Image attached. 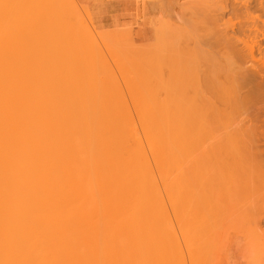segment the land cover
Here are the masks:
<instances>
[{"label":"bare ground","instance_id":"6f19581e","mask_svg":"<svg viewBox=\"0 0 264 264\" xmlns=\"http://www.w3.org/2000/svg\"><path fill=\"white\" fill-rule=\"evenodd\" d=\"M258 3V6L263 5L262 2L260 4ZM261 13L263 14V12ZM248 15L251 16V14ZM2 20H4L3 22L5 23H3ZM8 22L4 19L3 5H0V264H178L181 258L182 262L184 260L183 258H185V256L182 257V253L179 254L180 252L178 253V251H182L181 247H183V249L185 247L181 246L182 244L179 245V236H176L177 232L173 229L175 226L173 227V223L169 221L171 219L169 218L170 216L168 217V210L170 208V211L172 210L173 214L176 216L177 220L175 218L173 219L177 221L178 225L176 226L178 230L181 231L180 234L182 235L180 236H183V240L190 239V236H195L196 233V237L194 239L193 236V239H198L196 240L198 244L194 241V245L201 248V241L203 245H205L203 240L207 238L203 239L202 236H200V233L204 231L202 230L199 232V229L201 230L203 228V226L201 228L202 223L199 225L200 222L196 219L194 220V217L192 219L193 221H190L192 216H194L196 212H199L202 214L204 213V215L207 214L205 216L208 218V212L210 211L209 215L211 217L212 213H216L215 208V212H213L214 210L211 212L210 209V207L213 209L215 206V201L218 203L219 201L217 200L220 199V201H222L223 197L227 198V196H234L237 195V193H241L240 196H244V194L248 192L245 194L246 197L252 187L256 191L254 190V193L249 195L253 197L255 192H257V187L259 188L258 190H260V187L264 185L263 170L260 174L255 173V176H262H257L259 179L256 178L259 180V183L262 181V183H260L262 186L257 183V187L254 186V184L251 188L247 187L250 181L252 182L253 180L252 178V180H250L249 177L251 175L249 174H244L249 175V177L243 175L244 179L248 177L250 180L246 179L248 180V184L246 182L247 186H243L242 182H244V180L242 176L240 177L242 173L239 172L242 168L238 170L240 174L236 173V175L240 177V181H238L239 184L238 182L235 184L236 179H233V177L235 178V173L234 176H232L236 186L242 184V186L236 187L240 189L236 190L235 185H233V187L229 182L231 178L229 174L233 175L231 171H234V168L237 169L238 165L244 161V155L249 156V153L252 155L260 154V156L257 155L256 159H258V157H263L261 153H264V137L261 136L264 135V128H262L264 127V70L252 68V64L256 60V56L254 57L253 53V55L250 53L247 58L243 53L240 54L239 52L236 54L233 51L231 52L229 40L227 41V45H230V55L232 56V53L236 55L229 57L230 55L227 53L228 50H226V52L223 51L225 54L223 52H217L219 55L221 54L220 56L222 57L226 56L225 58H230L231 62L227 64L228 72L223 76L222 82L219 85H215L214 89L210 85V89L214 90L215 94V99L211 101L205 99V97L201 98L203 95H200L198 98L196 95V99L191 98V100H188L190 98L187 96L191 93L187 94L186 91L185 95L187 96H183L184 99H180L183 94L180 95L177 91H173L174 89L172 90L171 86H168L169 84L167 85L168 82L165 83L167 77H163L164 80L160 77L162 81L160 80L159 82V72L163 71L161 70L163 68H160V62H156L155 65L157 66L159 64L158 67L160 70L157 69L158 67H153L155 69L151 67L153 70L151 68L146 70L145 66L142 67L140 63L141 65L139 64L138 68L142 67L141 69L143 71L144 69L146 70L145 73L141 72L143 73L142 76L151 70V75L152 72L159 71V74L154 73V76L158 74L154 79H157L156 82H158L159 86H161L163 82V86L166 88V91H163L162 88L164 87H160V89H162L160 93L166 92L165 95L168 94L167 97H172L171 100L166 97L167 100H163V95V98L160 97L157 99L160 95L156 96L155 94H159L160 89L156 88L158 93L154 92L155 89L152 90L155 87V82L152 81L154 80L153 75L151 77L149 74L150 78H152L151 81L148 78L149 76H147L148 74L144 77L149 80L146 81L147 84L153 82L151 84L153 88L148 90L149 85L143 82L144 80H141L143 78H140V73L136 75L135 72H132L133 67L131 66V62H136L132 57L133 61L130 60V65L128 64L130 67L129 69L132 70L131 73H134L131 77L136 76V78L133 79L135 81L137 80V82H140V78L142 83V89L140 90L143 92H140L141 95L138 91V93L133 92V94L135 93L138 95L133 96L130 93L133 97L129 96L130 90L132 92V89H130L133 88L132 84V87H129L128 95L126 96V93L124 95L129 99L127 100L122 96L123 99L120 100V95H123L121 93L127 89H124L125 82L122 83L123 89L122 92H120L122 87L121 83L118 84V82L113 81L114 76L112 74V77L108 75L110 73L98 72V75L96 74L97 72L94 73L96 77H100L99 75L102 73L104 76L105 73V77H100L103 85L101 86L100 83L99 86H101V88L97 86L99 83H96L98 80V82H100L101 79L95 78V80L94 77L92 79L91 76H94L93 72H89L88 74L90 75L87 74L84 79L79 76L77 72L76 76L79 77L77 80L76 76H74L76 70L72 68L70 71L74 73L72 77L74 76L73 79L76 78L77 80L76 86H74V80L72 79L74 83V85H72L69 83H72L71 79L67 78L68 76L70 77V72H68L69 75L66 74V78L60 72V77L56 74V77L53 78V76H50L53 71L49 72L46 70L42 73L33 63H31V65L27 63L28 61L29 63L33 62L29 59L25 60L24 69L20 61L21 54L19 53L20 44L18 32H20V24L15 20H10V23ZM253 22L256 23L254 20ZM159 24L160 26L155 29ZM158 25L154 26L155 41L157 38L160 40L161 37L165 39V36H163L165 31L169 29L168 31L170 33V29L173 30L169 28L168 23H158ZM80 30L83 29H76L77 33ZM174 30L173 34L175 35L176 31ZM8 31H11L8 37H10L13 32V34H17L18 37L15 39L14 35H12L11 37L15 39H13L14 42L10 39L12 43L8 41L7 44L9 38L7 37L8 39H5L4 35H8ZM171 37L173 36H170V38ZM167 39L168 38L165 40ZM28 41L29 39L26 41L28 44L27 46H29V48L33 46L34 48L32 49L35 54L36 49L34 42L30 38V42H33L30 46ZM2 42L6 44L4 45ZM47 42L45 41L44 44ZM73 42L77 43V40L71 39V43H69L74 44ZM156 42H158V40ZM156 42L154 47H152L153 49L155 45H167V43L164 44L161 42V44H159V42L156 44ZM169 44L172 45L173 42ZM138 45L139 44H137V46ZM163 45L160 46L161 52L158 51L159 46L157 48L158 50L156 48L154 49L158 52L157 54L155 53L157 60H161L167 55L163 53V50H165ZM45 46V49H47V45ZM48 46H50V44H48ZM17 47H19V49H17ZM153 49L151 50L153 51ZM33 50L30 49L31 52ZM15 51H17V53H15ZM25 52L24 54L26 58H28L31 52L27 53H30L29 55H26ZM161 53L164 56L162 58L160 57V59L158 57L162 55ZM34 54L32 53V55ZM4 55L6 57H4ZM168 56L169 55H167L166 58ZM251 56L255 58L254 61ZM32 57H30L31 60L34 59V57ZM77 58L79 57L76 56V60ZM74 59L71 58L73 64L76 62V60L73 61ZM162 60L164 61V59ZM248 60L253 62L248 64L250 63ZM17 62H19V64ZM245 63H247V65ZM132 65H134V63ZM152 65L154 66V63H152ZM3 66L5 68H3ZM135 66L137 67L136 64ZM125 67L127 68L126 64ZM165 67H167V65ZM34 69L36 70L34 71ZM128 70L124 72L121 69V74L124 73L126 75L129 73ZM172 70L173 69H168L170 73ZM179 70L181 69L177 71ZM36 71L39 72L37 73ZM136 71L139 72L137 69ZM7 73L9 75H7ZM49 73V76L53 80H50L49 76H47ZM53 74L54 72L52 75ZM23 75L26 78H24ZM125 75L122 74L123 77ZM3 76L5 79H3ZM107 76H110V79L113 78L111 80L118 84L116 86H121L119 89L120 91L117 90L119 87H116L118 93L120 92L119 96L116 93V95H110L111 97L107 96L109 92H111V89H115V86H112V81L107 79ZM137 76H139V78ZM87 77L88 80L84 82ZM63 78L65 81H68L67 79L70 81L65 84V81L62 80ZM129 78H125L128 86L129 84L131 85L132 82L134 83V81H131L132 78H130V81L128 80L127 83V79ZM22 79L24 80V88H27V91L24 89L27 96L25 94H20ZM93 80L96 81H94L96 84L95 87H98V89L96 88V92L89 91L91 90L90 86H92L91 81ZM43 81H46L47 84L45 82V84H43ZM51 81L55 82L51 83ZM108 82H111V84H108ZM15 83L18 84L15 86ZM85 83L88 86H84L90 88H83V84ZM164 83L166 85H164ZM54 84L58 85L59 88ZM9 85L10 87H8ZM35 85H37V87ZM65 85H72L75 90L71 86H69L68 89L72 88L70 89L72 91L65 90L67 87ZM108 85L112 87L109 88L110 86ZM140 85L141 84L138 85V83L134 84L136 87ZM63 87L68 94L63 90ZM75 87H81V90ZM95 87L93 88L94 90H96ZM136 87H134V90ZM190 87L192 90V86ZM229 87L235 90L236 96L242 101L241 106L238 107L234 102L236 96L232 98L226 96L225 90ZM44 88L46 89L42 91L44 92L42 94L41 90ZM82 88L83 90L89 89L88 92H90V94L87 95H92V97L96 93H100L99 96L102 99H96V97L99 98L98 94L95 95L96 97H89V99H86V97H88L86 93L88 92L85 90L86 93L84 92V94ZM200 88L201 87H199V89ZM7 89L11 91L6 92L8 91ZM12 89L15 90V92ZM54 90H56L58 94L55 93L56 91ZM105 90H107L106 95ZM113 90L112 92L116 91ZM145 90H148L146 93L149 95L143 94L142 96ZM36 91L38 93L40 92L39 94H41V97L37 96L38 93ZM63 91L65 92L64 94H62ZM152 91L155 93V96ZM169 91L171 93H169ZM22 92L23 91H21V93ZM75 92H78L79 95ZM80 92L84 94V98ZM198 92L200 93L199 90ZM74 94L75 100H73L72 97ZM101 94H103V96ZM66 95L69 96L67 97ZM139 95L141 96L139 97L140 100L138 98ZM144 95L146 97H144ZM176 95L178 98L173 97H177ZM115 96L119 98L114 100ZM103 97L108 98L104 99ZM134 97H137V99L134 100ZM70 98L72 99L70 100ZM80 98L81 100H79ZM82 98L84 100H82ZM233 156L235 158L238 156L240 159L243 157V159L238 164L237 162L239 160H232V158H234ZM253 156L252 158H254ZM227 158H230V162H233V169V165L231 168L229 167L230 165H227L232 164V162L229 163ZM214 161L216 164H210V162L215 163ZM259 161L261 163L262 160L260 159ZM234 162L238 164L236 167ZM246 162L248 163V161ZM262 163H264V161H262ZM224 164L229 168L227 169V166L225 167ZM205 165L207 167H205ZM247 165H242V167H245L244 170L246 169V171L248 168ZM202 166L205 167V170L207 168L209 169L204 173L205 170H203L204 167ZM252 166L254 167L253 163ZM197 167H200L199 170L202 167L201 170H203V175L198 172ZM255 167L257 171L253 169L256 172L262 169V167L261 169L257 168V166ZM226 170H228L229 174L225 173ZM220 175L223 178L219 177ZM226 176L229 179L226 180ZM239 177L237 179H239ZM220 178L229 182L228 184L230 185L228 186L230 188L226 187L225 184L227 182L224 180L220 183L222 180H219ZM216 182L218 184L225 183L224 188L218 190L219 185H217V190L211 189L215 187L212 185H215ZM246 187L248 189H246ZM242 188L245 190L242 191ZM253 189H251L252 192ZM261 190L263 189L261 188ZM240 196L238 197L237 195L234 196V198L238 197L239 200ZM248 196L246 197L247 199ZM164 197L167 199L169 207L167 204L165 206ZM208 199H210V201H208ZM225 200V202L230 205L231 203L228 201L232 202L237 200V198L235 200ZM213 201L214 203H211ZM238 202L241 201L239 200ZM245 202L248 203L249 201ZM244 204L245 203H243V205ZM239 205L237 206L235 203L233 206L239 207ZM166 207L169 209L167 210ZM234 209L236 210V208ZM234 209H232V211ZM216 216L218 217L217 214ZM213 217H215V215ZM231 217L233 218V216ZM227 218H223V220H227ZM221 219L222 218H220V220ZM212 220L214 219L212 218ZM223 220H221L219 224L224 223L223 225L226 226V221ZM196 227H198V229ZM215 228L217 229V226H215ZM195 231L199 233L197 234ZM202 234L204 235V233ZM204 236L208 237V240L210 239L208 234ZM198 237L203 240H200ZM211 238H213V236ZM183 240L181 239V241ZM210 240L205 241L206 244L212 241ZM185 244L187 245L188 242ZM205 247L207 246L205 245ZM209 252L210 255L212 251L210 250ZM190 253L193 255V250ZM190 253H188L190 257L186 255L189 257L190 263H192V261H195L194 258L198 253L196 256L194 255L195 257H191ZM180 255L181 258L178 261ZM182 262L179 264H182Z\"/></svg>","mask_w":264,"mask_h":264},{"label":"rangeland","instance_id":"374dc122","mask_svg":"<svg viewBox=\"0 0 264 264\" xmlns=\"http://www.w3.org/2000/svg\"><path fill=\"white\" fill-rule=\"evenodd\" d=\"M135 1L137 3V6H138L137 12H136V16H135L136 17L135 21L132 22V23L129 22V23H126V24L113 25V26H110V27H108V26H102L101 24H99L97 22V20L94 17V14H93L92 9L87 4L86 0H0V5H3V9H4V19H5L6 22L9 21L8 23H10V20L11 21L12 20H15V21L19 22V24H20L19 25L20 32H18L19 33V39L18 40H19V44H20V49H19V47H17V49H19L20 52L19 51L18 52L21 54L20 61H21V64H22V67L23 68L25 66V62H26L25 60H28L29 59L30 61H33V62H30L29 63V61H28L27 63L30 64V65H31V63H33L34 66L39 71L40 70L42 71V73H43V71H46V70H48L49 72L53 71L54 72L53 75H52L53 72L51 73V75H50V73L47 74V76L50 75L51 77L53 76V78L56 77V74L60 77L59 72L61 74H63L65 76V78H66V76L69 75L68 72H70L72 70V68H73L74 70H76L75 75H74V73H71L70 72V77L69 76L67 77V78H70L71 81H72L73 77L76 76V73L77 72H78V75L81 76L83 79H84V77L87 76V74L89 72H91V73L93 72V75H94L95 72H97L96 73L97 75H98V72H100V73L101 72H106V74L107 73H110L108 75H110L111 77H112V75L114 76V80L113 81L118 82V84L121 83V86L123 85L122 83L125 82L124 83V85H125L124 89L125 88H127V89H125L124 91H127L128 90L127 92H124L123 91L124 92L123 93L122 92L123 86L122 87L120 85L119 86H116L118 84L114 83L111 80L113 78L110 79L109 78L110 76L109 77L107 76V79H109V80L112 81V83H113L112 86L113 85L115 86V89L114 90H116V87H119L117 90L120 91L119 89L121 87V91L120 92H122L121 94H123V95H120L121 96L120 100L123 99L122 96H124L125 93H126V96L128 95L127 93L129 92V87H132V84H133V88H130V89H132V92L130 90L129 96H132V95L133 96L134 95L137 96L138 94H135L137 91L139 93L140 92H143V91L140 90V89H142L141 80H144L143 82H146V81H149L148 80V78H149L150 81H151L152 78H150V76L152 77V75H153V79H154L155 77H157V75L159 73L162 75V76L160 74L158 75L159 82H160L161 79L164 80V78L167 77L165 79L167 81L166 82L164 81V82L165 83L168 82L167 85L169 84L168 86H171L172 90L174 89L173 91H177V93L180 94V95L183 94V95H181L180 99H184L183 96L184 97L187 96V95H185L186 94L185 91H186V89H190L191 90V87L190 86H192V88H193L192 89L193 91L191 90L193 93L191 91L190 92L189 91H186L187 94H189V93L192 94V95L190 94V95L187 96L188 98H190L188 100H191V98L192 99H196L195 96L197 95L196 92L199 93L198 90L200 91V93H203L204 92V89L203 88H200L201 90L199 89V87H200V83H199L200 80L198 78L199 77L198 75L195 76L196 78H193L194 81H193V79L190 80L191 82L185 80L184 70H183V65H182V60L188 54V51L189 50L187 48L186 42L182 39V34H181L180 29H181V27L184 24H186L189 20H192V19H196V20L208 19V20H212V21L215 22L216 30L214 31L212 37L210 38V41L215 44L218 53L219 52L221 53L223 51L226 52V50H228L227 53H229L228 55H230V52H229L230 45L229 44H231V50H230L231 52L233 51L236 54H238L239 52H240V54L243 53L244 55L247 56V58L249 57L248 55L250 53L251 54L253 53L254 54V57L256 56L255 57L256 60L254 61L255 58L251 56L254 62L252 61L253 62L252 65L253 66L252 65H249V66H252V68L254 67L256 70H258V69L259 70H264V8H263L264 0H161V1H158V4L156 5L157 8H156V11L154 13H151L150 5H148L147 1L146 2H145V0H135ZM248 1H250V2H248ZM260 1L262 2L263 5L258 6L257 3L260 2ZM260 3H258V4H260ZM218 4H222L223 5V8L216 7V5H218ZM245 5H246V7H245ZM255 5H257V6H255ZM146 7H148V10L147 11H145L146 10L145 9ZM256 7H257V9H256ZM261 7L263 8V10H262ZM245 8H246V10H245ZM250 9L252 10V12H251ZM245 11H246V13H245ZM261 12H263V14ZM248 14H251V16L248 15ZM253 20L256 21V23H254ZM3 21L4 20H2V22ZM3 23H5V22H3ZM158 23H168L169 28H172L173 30L177 28L176 30H174V31H176V34L174 35L173 34L174 32L171 29H170V33H171L170 34L169 31H168L169 29H168L167 31H165L166 35H165V33L163 34V36H165V39L166 38H168V39L165 40L164 37H161L160 40L157 38L158 42H156L157 40L156 41L154 40L155 39L154 26H157ZM173 25H175V26H173ZM159 26H160V24L155 29H157ZM171 26H173V27H171ZM80 28L84 30V33H83V30H80L77 33L76 29H80ZM10 33H11V31L10 32L8 31V35L7 34L4 35L5 36V39L9 36ZM13 33H12V35H14ZM12 35H10V37H8L9 40H7V44H8V41H10V39L13 40L14 37H15V39H16V37H18L17 34H16L17 36L14 35V37H11ZM169 35L170 36H173V37H171L172 40H171V38H170ZM156 36H157V34H156ZM46 37H48V38H46ZM30 38L34 42V45H35V49H36L35 50L36 51L35 54H34V50L32 49L34 47L32 46V48L31 47L29 48V46H27L28 44H27L26 41L28 39H29V41H28L29 42V45L33 43V42H30ZM88 38H89V40H88ZM2 39H4V38H2ZM71 39L77 40V43L73 42L74 44H70L71 43ZM14 40H13V42H14ZM45 41L46 42L48 41V42L46 44H44ZM166 41H168L171 44L173 42V44L170 45ZM227 41L230 42L228 45H227V43H228ZM4 42H2V43L4 44ZM10 42L12 43V41H10ZM145 42H147V43H145ZM155 42H156V44H158L159 42H160L159 44H161V42L164 43V44L167 43V45H166L167 47L165 45L161 44V45H158L159 48H158L157 45H155V48L156 49L158 48L159 50L158 49L157 50L161 52L160 46L163 45L165 47V50H163L164 51L163 52L164 55L167 54L170 57L168 56L166 58L167 55L164 56L161 53L162 55L160 54L161 56H159L158 58H160V57L162 58L164 56L162 58V59H164V61L161 58H160L161 60L158 59L159 60L158 61L157 60V56H156V54L158 52H156L157 50L156 51L154 50L155 48L154 49L152 48V47H154ZM67 43H69L70 45L67 44ZM48 44H50L51 47L48 46ZM137 44H139V45L137 46ZM168 44H169V46H168ZM45 45H47V49H45V47H46ZM139 48H142V49H139ZM26 49H27V51H26ZM30 49L33 50V51L31 52ZM151 49H153V51ZM162 49H164V48H162ZM3 50H4V47H3ZM24 52L26 53V55H29L30 53L29 54H27V53L28 52H31V54H30L31 56L29 55L28 58H26ZM15 53H17V51H15ZM32 53L34 55H32ZM115 53H117V54H115ZM152 53L156 56V58H155V56ZM234 53H232V56L236 55ZM8 54H9V52H8ZM20 54H18V55H20ZM6 56H7V54H6ZM6 56L4 55V57H6ZM32 56L34 57V59L31 60L30 57H32ZM76 56L79 57V58H77V60H76ZM232 56L230 55L229 57H232ZM132 57H133V59L136 62L133 61ZM149 57H151V58H149ZM71 58H73V59L75 58L73 60V61L76 60V62L74 64H73ZM130 60H132L133 63H134V65H132L133 63L131 62V66L133 67V68L132 67L131 68L133 69V71L131 69H129L130 68L129 67V65H130V62L129 61ZM177 60H179V61H177ZM156 62L157 63L160 62L159 63L160 66H161L160 68H163V69H161L163 71H161V72L158 71V70H160V68L158 67L159 64L157 66H155L156 65ZM252 62H250V63L247 62V63L248 64H251ZM4 63H6V62H4ZM17 63L19 64V62H17ZM124 63L126 64L127 68L125 67V64ZM152 63H154V66L152 65ZM247 63H245V64L247 65ZM33 64H32V66H33ZM135 64L137 65V67L135 66ZM139 64L142 67L145 66V69L146 70L150 69L151 67L152 68L153 67H158L157 68L158 69L157 71L159 73L154 71V72H152V75H151V71L153 69H155V68H153V69L151 68L152 70L149 71L150 73L148 72V73L144 74V76H142L143 73L146 72V70L143 68L144 69V71H143L141 69L142 67H139L140 68L139 69L138 68ZM30 65H28V66H30ZM166 65H167V67H165ZM164 67L166 68V72L167 73L165 72V68ZM3 68H5V67L3 66ZM135 68L139 72H137ZM167 68L168 69H173L171 71V73L168 71ZM177 68L178 69H181V70L177 71L178 70ZM121 69L124 72H127V70L129 69L128 70L129 73H131V71H132V72H135L136 75H138L140 73L141 75L139 74V76H140V78H143V79L140 80L139 76H137L139 78V81H140V82H137V80L135 81L133 79V78H136V76L131 77L132 74L134 75V73H131V74L127 73L126 74L127 76L124 73H122L123 75H125L124 76L125 78L126 77L129 78V75H130V78H132L131 81H134V83L133 82L132 83L130 82L131 85L129 84V86H128L126 84L125 78L121 74V72H122ZM123 69H125V70L127 69V70L125 71ZM35 70L36 69H34V71ZM74 70H73V72H74ZM173 71L175 72V74H174ZM180 71H181V73H180ZM141 72H143V73H141ZM154 73H158V74L154 76ZM102 74H100L99 76L102 77V78L105 77V73H104V76ZM149 74H150V76H149ZM7 75H9V74L7 73ZM72 75H74V76L72 77ZM88 75H90V74H88ZM145 75H147L149 77L147 79H145L144 78ZM170 75H172V76H170ZM50 76H49L50 80H53ZM64 76H62V77H64ZM173 76H174V78H173ZM5 77H6V75H5ZM5 77L3 79H5ZM23 77L26 78L24 75H23ZM88 77H87L86 80H84V82L88 80ZM91 77H92V79H93V77H94V79L95 78L96 79H99L100 78L98 76L96 77L95 75L94 76H91ZM160 77H161V79H160ZM76 78H77V80L79 79V77H77V76H76ZM76 78L73 79L74 82H75V85H74L73 81H72V83L71 82H69V83L72 84V85H74V86H76V83H77ZM130 78L127 79V83H128V80L130 81ZM182 78H183V80H182ZM13 80H14V78H13ZM62 80H64V78ZM67 80L70 81L69 79H67ZM95 80L91 81L93 83V84L91 83L92 86L95 84L94 83ZM154 80H152L153 82H155V87L154 88L151 87L152 86L151 84L153 82H151L149 84H147V82H146V84L149 85L148 90H150V89L153 88L152 90L155 89L154 92L155 93L156 92L158 93V91H156V90L157 89H160V87H164L163 86V82L161 83L162 85L159 83L161 85V86H159L158 85V82H156L157 79H154ZM21 81L22 82H21V89L20 90L23 91V92L21 93V91H20V94H25L27 96V94L25 92V90L27 88H24V86H23V83H24L23 81L24 80L22 79ZM68 81H65V84H67L66 82H68ZM98 81L97 82L95 81L97 84L99 83L97 86L98 87L103 86L102 83H101L102 79L100 80V82H98ZM17 82H19V81H17ZM44 82L47 84L46 81H43V84H45ZM52 82L53 81H51V83ZM58 82H59V80H58ZM105 82L107 83L106 80H105ZM188 82H190V83H188ZM86 83H88V82H86ZM86 83L83 84V88H85L86 86H88ZM100 83H101V86H99ZM135 83L136 84L138 83V85L139 84H141V85L136 87V86H134ZM165 83H164V85H166ZM173 83H174V85H173ZM192 83H193V85H192ZM197 83L199 84V87H198V84ZM16 84H18V83H15V86H16ZM108 84H111V82L110 83L108 82ZM188 84H190V85H188ZM72 85H69V86H71L73 88ZM84 85H86V86H84ZM180 85H181V87H180ZM35 86L37 87V85H35ZM55 86H58V85H55ZM65 86H67L66 87L67 89L65 88V90L72 91V90H70L72 88L68 89L69 88L68 85H65ZM92 86H90L91 88L90 87H86V88H90L92 90L96 86V84L93 86V88H92ZM108 86H110L109 88L112 87L111 85H108ZM156 86H159V87H156ZM206 86L210 87V85H208L207 83H206ZM8 87H10V85ZM98 87H95V89L96 88L98 89ZM134 87H136L135 90L138 87L139 88L135 91L134 90ZM4 88H6V87H4ZM46 88H44L43 90L40 89L42 94L44 93L42 91H44ZM58 88H59V86H58ZM75 88L81 90L80 89L81 87H75ZM83 88H82V90H83ZM164 88H162L163 91H166V88L165 89ZM14 89H16V88H14ZM97 89L96 90L93 89L94 91L93 90L91 91L89 89L88 90L90 92H96ZM162 89L159 90V94H155L152 91L153 95L154 94L156 96H159L160 95L157 99H159L160 97L163 98V95H164V99L163 100H165L166 98H168L169 100H171L172 97H170V96L167 97L168 94L165 95L166 92L165 93L162 92V94L160 93L162 91ZM48 90H49V88H48ZM63 90H64V87H63ZM79 90H77V91H79ZM85 90H87V89H85ZM85 90H83V93L84 92L86 93ZM88 90H87V92H88ZM103 90H101V91H103ZM112 90L113 89H111L110 90L111 92H109V94L107 95L108 97H111L115 93L118 94V96H119L120 92L118 93L117 90L116 91L113 90L114 92H112ZM148 90H145V93H142V96H143V94H148V93H146ZM10 91L8 90L6 92H10ZM13 91L15 92V90H13ZM54 91H56V90H54ZM64 91H63V93L62 92L61 93L62 94H64L65 92L67 93V91H65V92ZM106 91L107 90H105V95L107 94ZM170 91H169V93L172 92V91L171 92ZM46 92H47V90H46ZM90 92L86 93V95L87 94H90ZM133 92H135V93L133 94ZM149 92H151V91H149ZM34 93H35V91H34ZM39 93H38V95L37 94L36 95L37 96H40L41 94H39ZM55 93H57V91ZM75 93L77 94L78 92H75ZM80 93H82V92H80ZM83 93H82V97L84 98L85 96H83V95L85 93L84 94ZM110 93H112V94H110ZM152 93H151V95H152ZM97 94L98 93H96L95 95H97ZM78 95H79V93H78ZM95 95L93 97H96ZM99 95H100V93L98 94V96ZM101 95L103 96V94H101ZM140 95H141V93H140ZM140 95L138 96V98L141 97ZM50 96H52V95H50ZM66 96L68 97L69 95H66ZM87 96L88 97H86V99L87 98L89 99V97H92V95L91 96L90 95H87ZM126 96H124L125 99H127ZM45 97H46V95H45ZM72 97H73V100H75V94L72 95ZM108 97H106L104 99H107ZM144 97H146V96L144 95ZM173 97L174 98H178V96L177 97L173 96ZM83 98H82V100H84ZM92 98H90V99L93 100ZM117 98H119V97H116L115 96L114 100L115 99L117 100ZM201 98H204V96L201 97ZM22 99H23V97H22ZM71 99L72 98H70V100ZM96 99L99 100V99H102V98H100V96H99V98L96 97ZM135 99H137V97H134V100ZM150 99H152V98H150ZM185 99H187V98H185ZM79 100H81V98ZM139 100H140V98H139ZM262 128H264V127H262ZM261 136L264 137V135H261ZM258 143H261V142H258ZM261 154H263L262 155L263 157H258V159H256L257 158V155L260 156V154H253L254 155L253 156L252 154L249 153V156L248 155H246V156L244 155V158L245 159H243V157L240 159V157H238V156H236V158L233 156L234 158H232V160L233 159H238L239 160L238 162L236 160H234L238 164L242 161V159L244 161H242L239 165L234 162L235 163V167H236V165H238V167L240 166L239 168L237 167V169L234 168V165H233V162L232 161H231L232 164H227L228 166L230 165L229 166L230 168L233 165L232 169L234 168L233 170L235 171V172L234 171H231V172H233L232 173L233 175L229 174L228 173V170H226L227 172L225 171V173H228L230 175V177H231L230 179L227 177L228 175L226 176L227 178L225 177L226 180L227 179L230 180L229 182H230L231 186L237 184V182L240 181V177L241 176L243 178L244 176H248L249 177V175H251L249 177L250 180L253 179L254 181L252 180V182H251L248 177L247 178L245 177V179L243 178V180H244L245 183L242 182L243 183V186L244 185L247 186L248 180L250 181V183H249V186H247V187L251 188L253 184L256 187L258 186L257 183H259V180H257L256 178L262 177V176L257 175L258 176L257 177V176H255L256 175L255 173L260 174V172H262L264 170V163H262V161H264L263 160L264 153H261ZM252 156L254 158H252ZM250 158H251V160H250ZM260 159L262 160L261 163L259 161ZM227 160H229V163H231L230 162V160H231L230 158H227ZM246 161H248L249 164ZM250 161L254 164V167L252 166V163ZM254 161H255V163H254ZM257 161L259 162L260 165L258 164ZM256 162H257L258 165L256 164ZM227 163H228V161H227ZM210 164H216V162L215 163H213V162L211 163L210 162ZM225 164H224V166H225ZM261 164H262V166H261ZM242 165L243 166L244 165L245 166L246 165L248 166L247 171H246V169L244 170L245 167H242ZM228 166L226 167L227 169L229 168ZM255 166H257V168H260V169L262 167L261 171L256 172L257 170H256V167ZM202 167H204V166H202ZM202 167H201V169H202ZM205 167H207V166L205 165ZM205 167L203 168V170H205ZM215 167H216V165H215ZM197 168H198V172L202 173V175H203V170L200 169L201 170L200 171L199 170L200 167H197ZM240 168H242L243 171ZM253 168L256 171H254ZM208 169L209 168H207L206 170H208ZM206 170L204 171V173L206 172ZM229 170H231V169H229ZM238 170H239L240 173H242V175H240V177H239V175L238 176L236 175V173L237 174H240L238 172ZM252 170H253V172H252ZM234 173H235V178L233 177V179H236L235 180V184H234V181L232 179V176H234ZM252 173H254V174H252ZM244 174H249V175H244ZM219 177H222V176L220 175ZM238 177H239V179H237ZM222 178H220L219 180H221ZM246 179H248V180H246ZM223 180L224 179H222L220 181V183ZM226 180H224V181L227 182ZM255 180L258 181V182H256ZM260 180H261V178H260ZM217 182H216L215 185H212V186H215V187H213L211 189L217 190V185H219V189L218 190H220V188H222V189L224 188V184L225 183L218 184L219 182L218 183ZM229 182H227L225 184L226 187H228V188H230L228 186V185H230V184H228ZM246 182H247V184H246ZM255 183H256V185H255ZM260 183H262V181H260ZM260 183H259V185H260ZM238 184H239V182H238ZM237 186H239V185H237ZM237 186L235 185V188ZM240 186H242V184ZM260 186H262V185H260ZM263 186L260 187V190H261V188L263 189V190H261L262 192L260 190H258L259 188L257 187V192H255V195L253 197H251L250 195H252V193H254V190H255L252 187L251 189H253V192H252L251 189L249 190L250 191L249 192L250 195L249 194H248L249 196L247 195L248 196V199L246 198L247 196L245 197V194H247L248 192L244 194L242 191H244L245 189L242 188V191L241 192L244 194V196L243 195L240 196V194H241L240 192H239L240 194L237 193L238 197L240 196V199L239 200L241 202H238L239 201L238 200V197H236L237 200H235L236 198H234V196H237V195H234V194H236V193L233 194L234 196H231L229 194L231 196V198L233 197L232 199L235 200V201H232V202L231 201H228V200H232V199L230 198V196L229 197L227 196V198L226 197H223L222 198V201H220V199L217 200V201H219L218 203L216 201H215V203H214V201L211 202V203H214V205H215V206L213 205L214 206L213 209L210 207L211 212H212V210H214V208L216 209V213H212L211 217L209 215L210 214V211L208 212L209 213L208 214V216H209L208 218H210L211 221H210V219H208L205 216L207 214L204 215V213L202 214V213L196 212V214L194 216H192V218L190 219V221H193L192 219L194 217V220L196 219V220H198L200 222V223L198 222L199 225H201V223H202L201 228H202V226H203V228L201 230L199 229V232H201L202 230H204V231H202V233H204V235L208 234L209 235V238L212 240L211 241L209 239L211 242H208L207 243L208 245H207L205 241H209L208 240V237H206L202 233H200V236H202L203 239H206L207 238L206 240H203L201 238L203 240V242L205 243V245L207 246V247H205V245H203V243L201 241V245L204 246V247L200 246L202 249L199 248L197 245H194L195 242H196V240H198V239L194 240L195 237H196V233H195V236L193 235L194 236V239H193V236L192 235L190 236L191 238L189 237L190 239H186V240L185 239L183 240V236H180L182 234H180L181 231H179L178 230V227L176 226V225H178L177 224V221H176L177 220L176 219V216L173 214V211L172 210L170 211L171 208L170 209L168 208L169 207V204H167V199L164 197V199L166 201V202L164 201V204H165V206H166V204L168 206V207H166V209L167 210L169 209L168 210V217L170 216L169 218H171L169 221L171 223H173V227L175 226V228H173V229H175V231L177 232L176 236L177 235L179 236V237L177 236L179 238V240H180L179 241L180 242L179 245L182 244L181 246H184L185 247L183 249V247L179 246V247L182 248V251H178V253L180 252L179 254L182 253L181 254L182 257L185 256V258H183L185 260V261L183 260L184 264H192V263L193 264H262V262H264V223L261 222L262 217H264V187ZM207 187H208V185H207ZM247 187H246V189H248ZM206 189L207 190H210L208 188H206ZM237 189H240V188H236V190ZM233 190H234V188H233ZM258 191H260V192H258ZM258 193H260V194H258ZM225 199H228L227 201L230 202L233 205L235 203H236L237 206L239 204L240 205H239V207L233 206L231 204L229 205L228 203L225 202L226 201ZM244 200L245 201H249V202L247 203ZM208 201H210V199H208ZM256 202H257V204H256ZM220 203H221V206H220ZM243 203H245V204L243 205ZM225 204L227 205V208H226V205ZM223 205H225V206H223ZM210 206H212V205H210ZM234 208H236V210ZM240 208H242V209H240ZM225 209H226V211H225ZM232 209H234V210L232 211ZM171 212H172V214H171ZM213 212H215V210ZM213 214L215 215V217H213L214 216ZM216 214L218 215V217L216 216ZM220 214L221 215L223 214V215L221 216ZM231 216H233V218ZM246 216H248L249 218L246 217ZM227 217L228 218L230 217V218L228 219ZM173 218H175L176 220L173 219ZM212 218L214 220H212ZM220 218H222L221 220H223V218H225V219L227 218V220L224 219L226 221L225 224H227L226 226L223 225L224 223H222V222H221L222 224H219V222L221 221ZM174 220L176 221V224H175V221ZM167 223H168V221H167ZM211 224H212V226H211ZM214 224H216V225H214ZM169 226H171V225H169ZM215 226H217V229L215 228ZM196 228L198 229V227H196ZM199 228H200V226H199ZM197 231H195V232H197ZM199 232H197V234ZM213 233H214V235H213ZM212 236H213V238H211ZM198 238L200 239V237H198ZM181 239L183 241H181ZM200 240H199V242H200ZM186 241L188 242L187 245L185 244V243H187ZM212 242H214L215 244L212 243ZM192 247H193V249H192ZM181 248H180V250H181ZM207 249H209V250H207ZM192 250H193V255H192V253H190V252H192ZM210 250L212 251V253L209 255V253H210L209 251ZM187 252L191 254V257L194 256V255L196 256L197 253H198V255L196 257L194 256L195 257L194 259H195L196 263H195V261L194 262L192 261V263H190L191 262L190 259H189L190 256L188 255ZM206 252H208V253H206ZM181 255L178 258V261L181 258ZM197 257H199V258H197ZM181 260H182V258H181ZM181 260H180V262H182ZM183 262H182V264H183Z\"/></svg>","mask_w":264,"mask_h":264},{"label":"snow or ice","instance_id":"6c2138e0","mask_svg":"<svg viewBox=\"0 0 264 264\" xmlns=\"http://www.w3.org/2000/svg\"><path fill=\"white\" fill-rule=\"evenodd\" d=\"M216 7L223 8V5L218 4ZM215 30V22L208 19L189 20L180 29L182 39L186 42L189 50L182 60L185 80L190 81L198 75L200 87L204 89V92L197 93V98L203 95L209 101L215 99V94L214 90L206 86V82L214 89L215 85L222 82L223 76L228 72L227 64L231 62L230 58L220 56L215 44L210 41ZM186 91L190 92V89H186ZM225 94L229 98L236 96L232 87L227 88ZM234 102L238 107L242 105L238 96ZM261 222L264 223V217Z\"/></svg>","mask_w":264,"mask_h":264},{"label":"crops","instance_id":"0c3cea01","mask_svg":"<svg viewBox=\"0 0 264 264\" xmlns=\"http://www.w3.org/2000/svg\"><path fill=\"white\" fill-rule=\"evenodd\" d=\"M150 5L151 13L156 11V5L161 0H145ZM94 17L102 26H113L134 22L137 3L135 0H86ZM147 11L148 7L145 8Z\"/></svg>","mask_w":264,"mask_h":264}]
</instances>
